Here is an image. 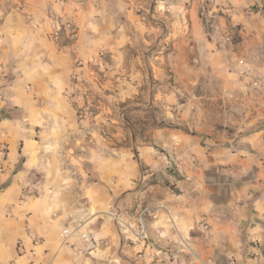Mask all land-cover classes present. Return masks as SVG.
<instances>
[{"label":"crops","instance_id":"crops-1","mask_svg":"<svg viewBox=\"0 0 264 264\" xmlns=\"http://www.w3.org/2000/svg\"><path fill=\"white\" fill-rule=\"evenodd\" d=\"M112 4L69 0L67 17L78 32L67 45L50 38L55 0H0V264H75L72 249L60 246L61 230L44 224L42 206L32 197L21 199L27 188L41 185L57 138L77 132L69 100L73 78L90 80L89 67L105 49L113 58L106 76L118 79L122 96L132 97L138 86L125 76H145L135 64L126 69L124 49L145 35L147 44L158 46L147 56L153 67L146 80L162 82L149 84L147 106L162 108L166 121L194 123L196 130L156 132L168 139L172 162L151 148L141 156L151 169L174 164L178 175L144 191L152 200V227L149 242L134 248L145 249L136 264H264V89L255 79L264 75V0H217L222 12L212 33L200 17L205 0L172 3L165 34H155L129 3L122 5L125 20L118 19ZM230 26L244 28L235 45L223 40ZM240 71L249 76L235 82ZM169 75L173 83L163 82ZM220 122L236 124L237 134L220 133ZM95 233L102 238L109 231ZM110 250L103 246L101 256Z\"/></svg>","mask_w":264,"mask_h":264},{"label":"rangeland","instance_id":"rangeland-1","mask_svg":"<svg viewBox=\"0 0 264 264\" xmlns=\"http://www.w3.org/2000/svg\"><path fill=\"white\" fill-rule=\"evenodd\" d=\"M121 1L131 4L132 13L148 27L156 28L155 34L168 32L167 25L172 20L168 8L177 0H110L115 4L116 17L124 21L128 11L122 9ZM55 2L59 10L50 14V38L54 40L52 35L57 19L69 20L75 32L64 27L54 42L63 39L65 44H72L78 31L73 20L67 17L69 0L63 4L57 0ZM210 5L205 0L202 8ZM204 24L210 33L216 29L215 22L214 28L205 21ZM243 30V26H230L228 34L223 38L224 43H239ZM144 38H138L137 44L124 49L126 69L135 64L143 70L145 76L143 81L138 75L125 76L138 86V92L133 93L132 97L122 96L116 77L106 76L113 58L105 49L98 53L97 62L91 63L89 67L90 80L86 82L80 81L77 76L73 78L75 89L69 95V100L77 112V132L70 133L71 137L57 138L56 148L49 152L52 157L48 155V169L39 175L41 185L38 184L39 188H27L21 199L22 202L32 197L37 205L42 206L44 224L57 226L61 230L64 238L60 246L62 248L67 245L72 249L75 264H136L137 260H141L140 255L145 249L134 248L143 241L149 242V227H152L149 226L152 216L147 210L152 200L150 194L144 191L151 184H165L166 176L170 173L178 175L174 164H168L169 168L151 169L141 164V156L146 148H151L172 162L168 139L164 135L156 136V132L172 129L193 134L196 130L194 123L166 121L162 116V108L147 106L149 84L158 86L162 82L146 80L148 68L153 67L149 63L146 65L147 56H152L158 46L147 44ZM163 46L165 53L168 52L170 46ZM248 76L247 71H240L234 80L240 83ZM255 79L262 80L260 83L264 85V75H258ZM108 80H112L114 85L104 88ZM163 82L173 83V77L169 75ZM236 110L238 118H241L243 106H236ZM231 125L220 122L217 129L232 137L237 134L238 127L234 123ZM52 164H57L58 168L52 169ZM137 193L139 197L136 198ZM100 229H107L109 234L100 238L95 233ZM103 246L110 247L111 253L108 256H101ZM90 248L98 251L90 252ZM139 262L151 264L147 261Z\"/></svg>","mask_w":264,"mask_h":264},{"label":"built area","instance_id":"built-area-1","mask_svg":"<svg viewBox=\"0 0 264 264\" xmlns=\"http://www.w3.org/2000/svg\"><path fill=\"white\" fill-rule=\"evenodd\" d=\"M57 1L61 4L65 3V0H57ZM207 1L211 3V5L208 8H202L201 16L203 21H205L207 25H209L211 28H214L213 20L215 18V15L221 13L222 10L219 9V6H217L216 4L217 0H207ZM64 27L70 28V30H72V33L75 32V29L73 28V25L72 23H70L69 20L61 21L57 19L54 25L55 31L52 35L54 40H57L59 38L61 31Z\"/></svg>","mask_w":264,"mask_h":264}]
</instances>
